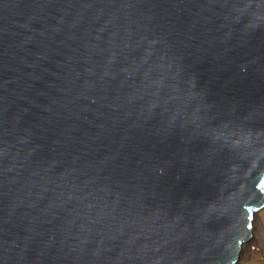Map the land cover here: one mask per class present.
Instances as JSON below:
<instances>
[{
    "label": "water",
    "instance_id": "obj_1",
    "mask_svg": "<svg viewBox=\"0 0 264 264\" xmlns=\"http://www.w3.org/2000/svg\"><path fill=\"white\" fill-rule=\"evenodd\" d=\"M264 204V0H0V264H235Z\"/></svg>",
    "mask_w": 264,
    "mask_h": 264
},
{
    "label": "rangeland",
    "instance_id": "obj_2",
    "mask_svg": "<svg viewBox=\"0 0 264 264\" xmlns=\"http://www.w3.org/2000/svg\"><path fill=\"white\" fill-rule=\"evenodd\" d=\"M264 208V207H263ZM254 219H253V228H252V238L242 246L241 249V253H240V260L237 262V264H241L246 258L251 257L252 254L248 251V246L250 243H257L260 247V245H262L263 243L261 242L263 235L261 236L260 234L262 233V229H261V224L264 220V210L262 212V209H260V211H258V213L256 212L254 214ZM262 247V246H261ZM260 247V250H261Z\"/></svg>",
    "mask_w": 264,
    "mask_h": 264
},
{
    "label": "crops",
    "instance_id": "obj_3",
    "mask_svg": "<svg viewBox=\"0 0 264 264\" xmlns=\"http://www.w3.org/2000/svg\"><path fill=\"white\" fill-rule=\"evenodd\" d=\"M264 208L262 209L263 212ZM261 229L263 230L260 234L262 237L261 242L263 243L260 245L261 250L258 253L252 254L251 257L246 258L241 264H264V220L261 224Z\"/></svg>",
    "mask_w": 264,
    "mask_h": 264
},
{
    "label": "built area",
    "instance_id": "obj_4",
    "mask_svg": "<svg viewBox=\"0 0 264 264\" xmlns=\"http://www.w3.org/2000/svg\"><path fill=\"white\" fill-rule=\"evenodd\" d=\"M248 246V251L251 253V254H255V253H258L260 251V247L259 245L255 242V243H250Z\"/></svg>",
    "mask_w": 264,
    "mask_h": 264
},
{
    "label": "bare ground",
    "instance_id": "obj_5",
    "mask_svg": "<svg viewBox=\"0 0 264 264\" xmlns=\"http://www.w3.org/2000/svg\"><path fill=\"white\" fill-rule=\"evenodd\" d=\"M263 207H264V204L261 206L260 209H263ZM260 209H259L258 211H260ZM258 211H256V212L258 213ZM256 212H255V213H256ZM255 213L252 214V215H253V219H254V216H255L254 214H255ZM251 238H252V237H251ZM244 244H246V243H244ZM244 244H243V245H244ZM243 245H242V246H243ZM240 253H241V252H240ZM239 255H240V254H239ZM239 260H240V257H239ZM239 260H238V261H239ZM238 261H237V262H238ZM237 262H236L235 264H237Z\"/></svg>",
    "mask_w": 264,
    "mask_h": 264
}]
</instances>
